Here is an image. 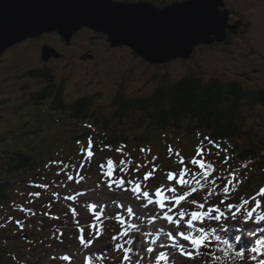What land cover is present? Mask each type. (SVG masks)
<instances>
[{"label":"rangeland","instance_id":"obj_1","mask_svg":"<svg viewBox=\"0 0 264 264\" xmlns=\"http://www.w3.org/2000/svg\"><path fill=\"white\" fill-rule=\"evenodd\" d=\"M151 1L156 3L158 7H162L164 3H166L164 6L166 7L182 2V0ZM130 2L133 1L130 0ZM224 2L227 8L234 10L233 25L242 22V18L251 23L248 33L240 36L238 32L231 33L233 41L230 45H220L213 49H200L187 61L177 59L165 65H151L139 58L129 48H111L107 41L96 40V34L90 30L78 33L71 46L65 45L64 40L57 34H44L41 38L30 39L15 46L1 58L0 136L5 141L0 145V149L8 146L12 148L13 143L23 147L25 142L22 140V134L26 130L28 135L35 136L36 139L32 145H34L38 158L40 157V160L45 161L44 165H47L45 166L47 171L44 177H41L40 171H36L38 173L32 174L30 177L23 175V177L26 176L24 179L13 177L15 183H12L28 181V183H32L33 190L37 188V185H40L41 194L36 197L38 201L51 200L55 205H58L59 201L61 204L60 214H70L73 210L74 212L78 210L88 218L92 219V216H95L99 219L101 210L108 205L115 210L116 222L119 217H122L123 224L121 225L124 227V231L129 232L128 236H122L121 232L116 235V230L112 229L106 235L103 230H98L101 225L96 226V228L90 226L93 233L86 231L87 234L84 228H79V235H75L76 232L70 230L68 233L70 239L60 241L56 246L49 248L53 249L49 252L51 255L49 254L44 264H65L66 262L77 264V261L79 264H84V257L86 258L85 264H104L105 262L106 264H122L123 249H131L134 243L132 238L135 236V246L140 251L134 264H154L158 251L168 247L171 249L168 250V257L172 264L202 263L204 257L193 261L186 260V257L180 255L181 250L191 249L179 240L178 235H174V226L160 218L161 212L156 205L144 207L143 202L135 200L130 192L117 188L115 184L112 185L111 189L108 187V184L114 181L116 177V180L118 178L131 179L142 186L146 185V190L154 191L162 185L165 187L176 186L178 192L182 193L183 190L175 185V180L168 181L167 173L173 172L175 178L178 179L181 168L189 169L192 166H185L180 161L182 158L183 160L192 159L197 146L202 147V144H208L202 134H190V141L177 140L173 137L157 142L154 139L157 136H154L149 143L136 146L135 149L118 147L119 152L116 151L118 148H115V151H108L113 153L109 156L108 152L105 155V151L94 143L95 141L100 142L107 133L95 121L99 115L104 118L116 115L117 110L114 102L119 95L125 99L147 98L157 89H160L163 83L165 85L173 84L187 75H195L203 80L218 78L226 82H236L247 91L264 89V0H224ZM243 25L244 22L240 23L241 28ZM234 27H232L233 30ZM44 45L56 49L61 54V58L52 59L47 63L42 62L41 49ZM86 51L94 54L95 58L91 63L80 61V57ZM42 69L48 70L54 75V81L57 85H64L66 104L78 102L86 97L92 98L91 109L94 112L89 114L90 119L77 123L69 120L65 112H52L49 109L50 102H45L41 106L34 105L30 97L43 88L45 89L47 83L42 78L26 76V73L39 72ZM251 69H257L259 72L254 74ZM162 79H164L163 82ZM242 110V116L246 119L245 125L251 128L252 134L242 136L237 142L214 140L219 144V149L209 144L208 146L203 145V152L199 159L207 164H212L215 163L213 153H217V150L221 151L225 148L233 149L236 152L243 148V138L252 139L253 143L259 138H264V107L254 106ZM135 129L137 128L134 127L133 129L129 125L113 121L108 133L111 136L115 133L117 135H131L132 130ZM168 137H170L169 133ZM182 137L183 135H181ZM89 140L92 141L91 151L96 154L93 158L85 157V155L88 156ZM201 142L203 143L201 144ZM169 148L172 149L171 152H169ZM142 149L143 151H141ZM121 157L132 160L134 165H142L139 168L141 172L151 171L155 165H159L163 172L168 169L169 171L164 174L159 168H156L157 170L149 180L144 181L143 178L134 176L133 167H126L128 172H117L115 167L114 169H102L108 164L109 159L113 161L114 165L118 164L119 167L122 164L121 161L127 166L128 161L121 159ZM224 161L225 159L219 166L213 167L211 175L214 176L216 182L221 183L215 188L220 191L229 179V177L225 178L226 175L223 177V174L236 167L232 158H228L227 163ZM232 163H234L233 166ZM195 167L199 168L198 166ZM173 168L175 169L173 170ZM110 170L111 176L105 175ZM93 172L94 174H86ZM237 177L242 181V187L248 188L247 183L250 174L245 172L244 176L239 175ZM255 178L254 175L253 182ZM235 184L240 183L233 181V185ZM125 187L130 188L131 185H125ZM251 195L249 194V197ZM219 196L218 193L217 197ZM30 199L32 198L30 197ZM238 199H240L239 196L235 200ZM261 201L264 204V197ZM250 202L249 207L254 203ZM240 203L239 201L233 204L239 205ZM90 204L97 205L98 209L89 208ZM181 207L188 210L194 208V206H183V204ZM14 213H9L8 217H13ZM172 215L174 219H178L175 213ZM2 216L3 214H0L1 233H10L17 228L15 226L9 228L13 222L10 219H3ZM153 216H156L155 220H153ZM205 223L216 226L215 221H206ZM225 223L233 225L232 220ZM234 223L235 226L230 227L226 233H218L221 239L231 235L232 237L239 236L238 240L244 249L250 250L255 244L261 252V247L264 245V234H261L259 227L262 226H257L252 221L244 224L242 217ZM130 225H135L138 230L129 228ZM239 227L244 231H238L237 228ZM169 228H172V231H169ZM253 229L255 231H252ZM208 230L210 231L211 228ZM96 235L100 236L96 237ZM113 236L117 237L115 241L112 239ZM81 239L85 240V244L80 243ZM129 240L132 243H128ZM217 242L214 241L210 245V249ZM116 244L121 245L122 248L116 249ZM149 247L153 249L151 253L147 251ZM100 253H102L101 256H99ZM64 257H68V259H64ZM251 264H256V261Z\"/></svg>","mask_w":264,"mask_h":264},{"label":"trees","instance_id":"obj_2","mask_svg":"<svg viewBox=\"0 0 264 264\" xmlns=\"http://www.w3.org/2000/svg\"><path fill=\"white\" fill-rule=\"evenodd\" d=\"M27 75L37 79L42 78L47 83L45 89L30 97L34 105L41 106L45 102H50L49 109L52 112H65L69 120L77 123L90 119L89 114L94 112L91 109L93 103L91 97L66 104L64 85H57L51 72L42 69L39 72L26 73ZM114 104L117 110L116 115L108 118L99 115L101 118L98 116L95 121L101 125L105 133L107 132L100 142H94L105 151V155L106 152L115 151L118 147L135 149L136 146L148 143L154 136H157L154 138L157 142L173 137L177 140L190 141V134H202L203 137H209L212 140L237 142L242 136L252 134L251 128L245 125L246 119L242 116V109L254 106L264 107V89L247 91L236 82H226L218 78L203 80L195 75H187L176 83L169 85L163 83L160 89L147 98L125 99L119 95ZM113 121L137 129L132 130L131 135L115 133L111 136L108 131ZM181 135H183L182 138ZM35 139L34 135H28L25 130L22 134V140L25 142L23 147L13 143L12 148L8 146L0 149V212L15 211L21 216L25 226V232L22 234L0 232V264H44L49 254L51 255L49 252L53 249L49 248L56 246L60 241L70 239L68 236L70 230H74L75 235L80 234V229L68 221L71 219L69 216L66 217L67 219L61 217L58 221H49L52 213L50 203L53 204V202H39L37 196L32 194L41 193L37 190L33 191L31 183L28 181L12 183H15L13 177L24 179L26 176L23 177V175L30 177L38 173L36 171H40L41 177L46 174L45 161L38 158L32 145ZM257 140L253 143L252 139L243 138L244 146L240 150L234 152L233 149L228 150L223 147V150L213 153L222 159L225 157L233 159L236 167L226 173L228 177L233 170L236 176H244L245 172L250 174L248 188L246 186L243 188L241 183L234 185L240 193L247 195L253 194L263 186L261 184L264 182V138ZM4 141L5 139L0 136V145ZM121 159L132 161L124 157ZM135 166L133 162L128 163L127 166L122 163L120 167L116 164L115 171H128L126 167L135 168ZM107 167L108 164L105 165V168ZM254 175L256 178L253 182ZM218 193L220 195L218 199L209 198L210 203L219 204L222 191ZM236 198L237 190L230 192V200L227 202H235ZM194 199L196 197L193 194L188 197V200ZM196 201L198 202V198ZM111 215L107 219H111ZM25 234L26 237H23ZM132 249L135 250L133 246ZM236 252L237 250L232 251L226 247L220 248L216 253H210L205 261L207 264H246L251 262L254 256L249 252L244 259H241L235 255ZM135 257L131 256V261H134Z\"/></svg>","mask_w":264,"mask_h":264},{"label":"water","instance_id":"obj_3","mask_svg":"<svg viewBox=\"0 0 264 264\" xmlns=\"http://www.w3.org/2000/svg\"><path fill=\"white\" fill-rule=\"evenodd\" d=\"M149 1L0 0V58L44 34L69 44L83 30L104 35L112 48H129L151 65L187 61L198 46L226 42L229 14L220 9L223 0H186L163 8ZM60 58L56 49L42 47V62Z\"/></svg>","mask_w":264,"mask_h":264},{"label":"snow or ice","instance_id":"obj_4","mask_svg":"<svg viewBox=\"0 0 264 264\" xmlns=\"http://www.w3.org/2000/svg\"><path fill=\"white\" fill-rule=\"evenodd\" d=\"M204 140L208 142L209 145L219 149V144L209 137H204ZM79 143V142H78ZM203 142H201L202 144ZM107 147V146H106ZM92 141L89 140L88 143V157L93 155L92 151ZM116 151H120V149H116ZM143 151V149L141 150ZM172 149L169 148V152ZM203 149L201 146H197L195 148V156H201ZM179 155V153H177ZM227 157H225L224 163H227ZM123 163V161H121ZM129 164L132 161H128ZM181 164L184 163L183 158L180 161ZM191 165L198 166L199 171H190L189 169L181 168L179 170L178 176L179 178H175V174L173 172L167 173L168 181L175 180V185H178L180 188L186 189L182 193H179L176 186H160L157 187L154 191L146 190V185L142 186L140 183H136L133 180H125L118 179L111 181L108 184V187L111 189L112 185L115 184L117 188H122L125 192H130L132 197L137 200L143 202L144 207H148V205H156L161 210L160 218L166 221L169 225H173L175 228L174 235H178L182 241L187 242L189 248L191 250H181L180 255L186 257L188 260L196 261L200 257H208L210 253V245L214 241H220L221 236L218 234L219 232H227L230 227L235 226V221L238 218L242 217L243 223L248 224L249 221H252L255 225L261 226L264 225V204H262L261 197H264V186L260 187L259 190L253 195L250 199H242V202L237 205L233 203H226L230 198V191H236V187L233 185V181L237 183H242L238 179L235 174V171L229 173V179L227 180L225 186L222 189L221 199L219 200V204H210L209 198L216 194V189H209L207 194L203 198V202H197L195 200L190 201L194 208L191 210L183 209L181 207L182 203L185 202L186 198L197 192L198 190L203 189V184L208 181L211 175V169L213 165L205 163L201 159L192 158L190 161ZM108 165L112 166L113 161L111 159L108 160ZM103 167V166H102ZM142 165L137 164L135 168L138 170ZM157 169L155 167L148 173H145L143 176V180L147 181L152 176V174ZM105 175L111 176V170ZM191 175L193 177L192 180H188L186 177ZM198 177H202L199 179ZM125 185H131L130 188L125 187ZM197 185V186H194ZM231 186V188H230ZM37 187H41L37 185ZM32 195L39 196V193H34ZM250 201L254 202L250 205ZM222 206V207H221ZM235 209V211H233ZM172 213H175V216L178 219H174ZM187 217V219H186ZM156 219V216H153V220ZM228 220L233 221V225H227L225 222ZM215 221L216 226H211L210 224H206L205 222ZM129 228L133 230L136 229L135 225H130ZM211 228L209 231L208 229ZM238 231H244V229L237 228ZM169 231H172V228H169ZM252 231H255L254 229ZM259 231L261 234H264V227H259ZM122 236H128L129 232L125 230L121 233ZM240 237L237 236L236 239ZM112 239L115 241L117 239L116 236H113ZM81 244H85V240H80ZM91 243V241H88ZM128 243H132L131 240ZM116 249L122 248L121 245L116 244ZM183 248V246H181ZM131 249L124 248L123 249V257L122 264L127 262V264H132L130 253ZM147 251L151 253L153 249L151 247L147 248ZM248 251L253 254H258L260 250L253 244L250 250L246 249L244 252L237 251L235 255L241 259H244ZM214 258V257H210ZM64 259H68V257H64ZM169 259L163 253H160L157 257L158 261H163ZM255 259V257H253ZM169 264H172L169 261ZM207 264V261H205ZM256 264H264V253L260 254V258L256 261Z\"/></svg>","mask_w":264,"mask_h":264},{"label":"flooded vegetation","instance_id":"obj_5","mask_svg":"<svg viewBox=\"0 0 264 264\" xmlns=\"http://www.w3.org/2000/svg\"><path fill=\"white\" fill-rule=\"evenodd\" d=\"M112 1H114V2H118V1H121V2H129V3H131L130 2V0H112ZM133 2L132 3H138V2H143L144 0H132ZM184 1H186V0H182V2H184ZM151 4H153L155 7H157V8H163L164 6H165V4L166 3H164L163 5H162V7H158L157 5H156V3H154L153 1H149ZM182 2H180V3H182ZM223 2H224V0H223ZM221 9V11H225V12H228V14H229V19H228V25H229V28H227L226 29V32H227V40H226V42L225 43H221V44H219V43H214V44H212V45H209V46H206V45H201V46H198L196 49H195V52L194 53H196L198 50H200V49H213L214 47H216V46H220V45H225V46H228V45H230L231 43H232V41H233V36H231L232 34L231 33H233L232 32V30H231V28L233 27V26H235L234 27V31L237 33L238 32V34H239V36L241 35V34H244V33H248V31H249V29H250V27H251V23L249 22V21H246L244 18H242L241 20H242V22H244V25H243V28H241L240 27V23H242L241 21L240 22H238V23H236L235 25H233V22H234V18H233V15H234V10L233 9H231V8H227L226 6H225V2H224V7L223 8H220ZM237 27V28H236ZM239 27H240V29H239ZM83 31H85V30H83ZM91 31V30H90ZM93 32V31H92ZM94 34H96L95 32H94ZM235 37H238V36H235ZM95 39L96 40H103L104 42H106L107 41V38L104 36V35H102V34H96V36H95ZM72 43V42H71ZM71 43H69V44H65V45H67V46H71ZM109 44V43H108ZM111 47V46H110ZM112 48V47H111ZM195 55V54H194ZM85 56H89V57H92L91 59H87V60H82V58H84ZM3 57V56H2ZM1 57V58H2ZM1 58H0V60H1ZM94 54H92V53H90V51H86L85 52V54H83L81 57H80V61L81 62H84V63H86V62H88V63H91L93 60H94ZM251 72L252 73H254V74H256V73H258L259 72V70H257V69H251ZM42 80H44V79H42Z\"/></svg>","mask_w":264,"mask_h":264},{"label":"bare ground","instance_id":"obj_6","mask_svg":"<svg viewBox=\"0 0 264 264\" xmlns=\"http://www.w3.org/2000/svg\"><path fill=\"white\" fill-rule=\"evenodd\" d=\"M149 143V142H148ZM184 164H185V166L186 165H191V163H190V161H185L184 162ZM187 179L188 180H192L193 179V177L191 176V175H188L187 176ZM212 183H213V185H214V187L216 188L217 187V184L215 183V181L214 180H212ZM195 194H200L199 192H196ZM254 195V194H253ZM252 195V196H253ZM251 196V197H252ZM211 199H218V197H215L214 195L212 196V197H210ZM230 200V199H229ZM215 204V203H214ZM109 208V206L108 205H106L104 208H103V211L104 210H106V209H108ZM113 213V212H112ZM262 227H264V225H261ZM240 228V227H239ZM116 235H119V231L120 232H124V227L122 226V225H119V226H116Z\"/></svg>","mask_w":264,"mask_h":264},{"label":"clouds","instance_id":"obj_7","mask_svg":"<svg viewBox=\"0 0 264 264\" xmlns=\"http://www.w3.org/2000/svg\"><path fill=\"white\" fill-rule=\"evenodd\" d=\"M14 48V47H13ZM11 50V49H10ZM183 61V60H182Z\"/></svg>","mask_w":264,"mask_h":264}]
</instances>
